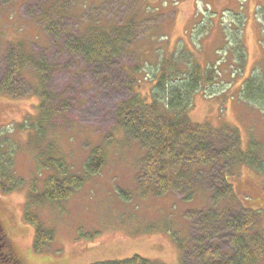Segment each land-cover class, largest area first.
Masks as SVG:
<instances>
[{
  "label": "rangeland",
  "instance_id": "obj_1",
  "mask_svg": "<svg viewBox=\"0 0 264 264\" xmlns=\"http://www.w3.org/2000/svg\"><path fill=\"white\" fill-rule=\"evenodd\" d=\"M46 20L62 32L55 40ZM80 36L117 43V51L100 56L99 45L88 60L65 46ZM18 47L35 56L28 58L17 91L0 94V144L5 141L13 171L25 182L13 191L0 187V233L25 264H92L136 254L182 264L184 251L192 264V215L217 203L230 214L259 212L264 226V168L235 156L218 158L162 192L141 180L148 150L118 118L119 106L136 95L151 103L154 92L164 101L194 67L203 75L213 71V85L202 80L190 95L189 119L236 131L240 151L264 164V0H0V80L8 53L17 54ZM163 76L164 90L156 86ZM43 107L51 109L45 122ZM33 124L41 127L42 139ZM97 146L105 164L87 174ZM45 152L64 158L85 180L64 200L30 207L34 191L42 193L53 173L38 165ZM227 181L229 193H221ZM29 210L55 233L41 251L36 227L26 219ZM2 252L0 264H13Z\"/></svg>",
  "mask_w": 264,
  "mask_h": 264
},
{
  "label": "trees",
  "instance_id": "obj_2",
  "mask_svg": "<svg viewBox=\"0 0 264 264\" xmlns=\"http://www.w3.org/2000/svg\"><path fill=\"white\" fill-rule=\"evenodd\" d=\"M46 24L47 27L52 28L55 40L57 38V30H54V26L51 25L50 21L46 20ZM57 32L62 34V32ZM116 34L120 35L119 32ZM106 35H108L107 39L114 38L111 33H106ZM83 37L69 39L68 45L70 47L66 48L74 53L82 52L88 60L91 55H96L95 53L97 52L95 50L99 45L100 56L106 52L113 57L115 51H117V43L111 45L107 39L105 41H103L104 39L93 41ZM21 51L22 48L18 47L16 50L17 54L11 50L7 55V65L0 80V94L9 92L13 95L17 91V83L23 76L22 72L26 64L30 61L28 58L35 56L34 54ZM18 52L21 53L18 54ZM101 59L99 57V60ZM106 61L108 60L101 63ZM35 65L38 66V64ZM42 68L46 69L47 66ZM164 78L163 76L156 85L163 90L166 85V83L164 84ZM214 78L215 73L213 71H208L206 75H203L198 67H194L184 80L185 84H183L184 81H182V84H173L174 86L169 89L167 96L164 97V101L155 99V94L152 91L153 100L151 103L146 102L141 95H136L119 106L118 118L123 130L131 139L138 140L142 147L148 150L149 160L146 163L145 175L143 174L141 180L156 183L159 190L166 192L172 188L171 184L173 182H182L181 178L184 181H190L192 175L188 176V172L190 174L194 173L193 168H202L214 164L218 158L231 159V156H235L240 162L248 161L255 168H264L262 162L258 160L252 162L250 158H246L240 151V145L237 142L239 136L236 131L232 135L227 126L217 129L210 125L193 123L189 119L187 110L192 105L190 95L200 88L202 80H206L207 83L210 85L212 83L213 85ZM19 96H22V94ZM159 102L164 105L162 111L159 109ZM50 110L45 107L42 108L41 112L44 113L41 119L44 122L51 116ZM39 123L41 125L40 120ZM21 128H24L23 125ZM35 128L36 134L42 139L41 127H37L35 124L30 127L32 130ZM222 135H226L229 145L225 146L223 144L225 137L222 138ZM230 137L233 139H230ZM3 142L5 141L2 140L0 144V187L3 192H8L21 188L25 179L15 175L13 171V155L10 153V149L9 152L5 151ZM45 153L47 155L46 162L38 161V165H43L44 168L51 167L53 173L47 176L42 193L34 191V197L29 204L30 207L37 201L64 200L70 197L76 191V188L81 187L82 182L85 180L81 174L72 172L71 167L64 158H54V156L48 155L47 152ZM189 163H193V165L190 166ZM104 164L105 157L102 148L97 146V148L93 149L91 156L86 162L85 173L95 174L101 170ZM224 178L227 180V176L222 174L221 179L224 180ZM227 187H231L228 181L226 187L220 192L229 193V188ZM218 206L219 204L217 203L214 205L215 209L213 210L200 211L196 213L197 215H192L191 222L194 231L192 235L194 242L191 256L192 264H264V226L258 224L259 212L250 211L245 213L239 211L230 214L228 211V215V212L226 213ZM30 211L26 212V219L36 227L35 247L41 251L54 239L55 233L53 230L44 229L37 218V214ZM6 245L5 240H0V248L5 250ZM184 252L182 264H187ZM4 253L3 255L6 256L4 258L10 259L6 255L7 253ZM92 264L161 263L136 254L127 259L97 261Z\"/></svg>",
  "mask_w": 264,
  "mask_h": 264
},
{
  "label": "flooded vegetation",
  "instance_id": "obj_3",
  "mask_svg": "<svg viewBox=\"0 0 264 264\" xmlns=\"http://www.w3.org/2000/svg\"><path fill=\"white\" fill-rule=\"evenodd\" d=\"M0 240H5V242L7 243L6 245V248H5V253L7 256H9L10 260H12V263L13 264H25L24 261L19 258L14 250V247L12 245H10L9 241L5 238L4 239V236L1 235L0 233ZM3 254V253H2ZM1 259V258H0Z\"/></svg>",
  "mask_w": 264,
  "mask_h": 264
},
{
  "label": "bare ground",
  "instance_id": "obj_4",
  "mask_svg": "<svg viewBox=\"0 0 264 264\" xmlns=\"http://www.w3.org/2000/svg\"><path fill=\"white\" fill-rule=\"evenodd\" d=\"M91 40H93V41H95V40H98V41H101L102 40V38L101 37H97V38H91ZM70 41H68V42H66V44H65V46L67 47V48H69L70 46L68 45V43H69Z\"/></svg>",
  "mask_w": 264,
  "mask_h": 264
}]
</instances>
